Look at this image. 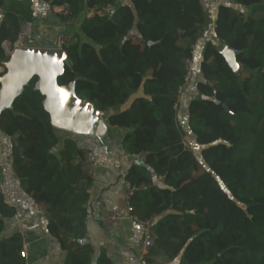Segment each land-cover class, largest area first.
<instances>
[{"label":"trees","instance_id":"trees-1","mask_svg":"<svg viewBox=\"0 0 264 264\" xmlns=\"http://www.w3.org/2000/svg\"><path fill=\"white\" fill-rule=\"evenodd\" d=\"M45 1L66 6L62 19L79 25L63 46L72 66L59 83L76 81L78 96L106 111L109 126L129 130L125 151L145 156L126 180L136 187L132 215L154 220L147 262L180 257L181 264H264V0H228L248 11L218 8L197 86L203 97L189 104L198 155L186 145L178 108L209 21L202 0ZM109 6L111 13L98 12ZM0 7L1 67L9 59L3 43L14 45L35 15L28 0H0ZM220 42L236 51L240 72L220 53ZM35 83L3 112L0 131L15 140V173L24 191L46 206L49 234L67 253L64 264H95L86 241L94 182L84 169L89 150L76 139L84 136L66 130L62 136L53 125ZM140 91L129 107L111 113ZM158 176L164 187L154 183ZM16 214L0 189V264H27L22 234L4 236L6 220ZM96 264L113 262L102 253Z\"/></svg>","mask_w":264,"mask_h":264},{"label":"crops","instance_id":"crops-1","mask_svg":"<svg viewBox=\"0 0 264 264\" xmlns=\"http://www.w3.org/2000/svg\"><path fill=\"white\" fill-rule=\"evenodd\" d=\"M28 1L31 2L35 15L33 21L35 40L33 41L37 43V46L55 44L60 32L64 31V25H70L76 21L75 19L67 21L62 19V16L67 14L66 6L53 5L45 0ZM202 2L209 14V21L195 46L190 81L180 97L178 108V120L186 133V145L193 150L195 143L191 144L190 141H187L191 138L195 142L190 127L189 104L193 99L203 97L197 86L199 82L204 81L202 73L203 53L206 43L215 38L218 8L220 5L228 4L236 9L248 11L247 7L233 4L228 0H202ZM111 8L114 9V6L103 10ZM96 9H88L86 15L92 16ZM4 13L5 8L0 7V22ZM16 46V43L12 45L9 41L3 43L8 57ZM219 46L222 47L223 44L220 42ZM4 69V66H1L0 72ZM141 95L142 91L134 94L125 105L112 109L111 113L126 109L137 96ZM127 132L129 130L126 128L108 126L106 134L98 141H93L86 136L76 138L79 145L88 149V154L99 162L93 176L94 182L90 189V200L87 204L88 230L86 241L91 243L94 248L93 261L95 264L102 253L113 264H142L140 243L144 235V224L135 219L129 210L126 175L133 164L143 163L145 156L143 154L132 155L125 151L122 140ZM9 139L13 150L15 140L12 137ZM197 147L201 150L200 146ZM195 153L198 155L196 151ZM6 158L8 159V157ZM10 161V164L5 161L6 171L3 170L2 176L0 175V189L7 201L17 209V214L15 217L6 220L4 236H10L15 232L22 234L27 264H64L67 253L62 249L60 242L49 234L46 206L34 201L24 191L15 173L13 157ZM0 165L4 164L1 162ZM154 183L161 187L165 186L163 178L159 176L155 177ZM104 209L119 211L124 214L125 218L114 227H106L100 220L101 211ZM148 264L181 263L180 257L173 260L155 257L153 262Z\"/></svg>","mask_w":264,"mask_h":264},{"label":"water","instance_id":"water-1","mask_svg":"<svg viewBox=\"0 0 264 264\" xmlns=\"http://www.w3.org/2000/svg\"><path fill=\"white\" fill-rule=\"evenodd\" d=\"M29 38L25 37L27 41ZM230 67L240 72L235 51L228 45L219 49ZM72 62L64 48L54 44L16 46L4 62L5 73L0 76V117L14 107L29 83L36 78L35 89L43 96V106L56 128L74 135L98 141L108 130L106 111L100 110L86 98L78 96L76 81L60 84L59 77ZM226 108H228L225 105ZM23 155L24 148L20 147Z\"/></svg>","mask_w":264,"mask_h":264},{"label":"built area","instance_id":"built-area-1","mask_svg":"<svg viewBox=\"0 0 264 264\" xmlns=\"http://www.w3.org/2000/svg\"><path fill=\"white\" fill-rule=\"evenodd\" d=\"M120 1V0H118ZM110 7V6H109ZM34 35V23L26 22L22 32L16 42L17 46H37L32 40V36ZM25 37L29 39L27 41L24 40ZM67 41L66 35L63 33L59 34L57 42L54 44L56 48H63L65 42ZM236 53V51H235ZM191 76V62H189V73L186 77V83L188 84ZM2 162V142H1V131H0V164ZM99 166V162L97 159L93 158L90 154L87 153L86 160L84 163V169L92 176H94L96 169ZM128 204L131 195L136 190L135 186H132L128 182ZM145 184L141 185V188H146ZM129 210H132V207L129 204ZM125 218L124 214L119 211H111V210H102L100 214V220L106 227H114L118 223H120ZM144 224V235L140 243V260L142 264H148L147 256L149 255L151 247L154 245V230H153V220L141 221ZM25 254V252H24Z\"/></svg>","mask_w":264,"mask_h":264},{"label":"rangeland","instance_id":"rangeland-1","mask_svg":"<svg viewBox=\"0 0 264 264\" xmlns=\"http://www.w3.org/2000/svg\"><path fill=\"white\" fill-rule=\"evenodd\" d=\"M116 1H118V0H116ZM120 1H122V0H120ZM111 9H113V8H111ZM111 9H106V10L98 11V12L99 13H104V12L111 13L110 12ZM78 26H79L78 23H73V24H70V25H64V31H61L60 33L65 34L66 38L68 39V35L72 34L74 31H77ZM61 131H62V133H61L62 136L63 135L66 136L67 135L66 131H64V130H61ZM187 141H190L189 143H191V144L195 143L194 140L191 139V138L188 139ZM1 142H2V164H4V165H0V175L2 176L3 170L6 171V168H7L6 164H5V161H8L9 164H10V162H11L10 160L13 157V150H12L11 140L9 139L8 136L2 135L1 136ZM189 143L187 142V144H189ZM197 146H198L197 144H194L193 148H194V150L197 153H199L200 150L198 149ZM6 157H8V159ZM3 161H4V163H3Z\"/></svg>","mask_w":264,"mask_h":264}]
</instances>
